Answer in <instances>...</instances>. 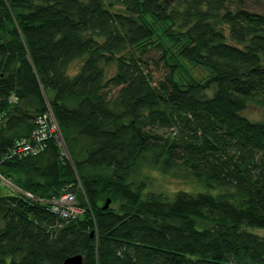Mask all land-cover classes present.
Instances as JSON below:
<instances>
[{
  "label": "trees",
  "instance_id": "1",
  "mask_svg": "<svg viewBox=\"0 0 264 264\" xmlns=\"http://www.w3.org/2000/svg\"><path fill=\"white\" fill-rule=\"evenodd\" d=\"M231 1L0 0V171L85 208L0 186V264H264V13ZM48 111L68 156L10 155ZM145 167L197 187L151 191Z\"/></svg>",
  "mask_w": 264,
  "mask_h": 264
},
{
  "label": "built area",
  "instance_id": "2",
  "mask_svg": "<svg viewBox=\"0 0 264 264\" xmlns=\"http://www.w3.org/2000/svg\"><path fill=\"white\" fill-rule=\"evenodd\" d=\"M16 96H11V101H15ZM50 111L40 114L36 119V127L31 133L29 138H23L15 142L10 155L18 157L35 156L42 152L47 146V140L54 136L55 124L49 119L48 113ZM5 112L0 113V126L3 123ZM53 117V115H52ZM0 186L5 187L9 192L19 195L20 197L30 199L32 201L45 203V201L37 197L32 191L26 190L13 180L5 176L0 171ZM58 197V196H57ZM53 197L54 207L51 209L54 213L58 214L62 219L69 220L79 216L85 209L76 206V196L72 192H66L60 199Z\"/></svg>",
  "mask_w": 264,
  "mask_h": 264
},
{
  "label": "rangeland",
  "instance_id": "3",
  "mask_svg": "<svg viewBox=\"0 0 264 264\" xmlns=\"http://www.w3.org/2000/svg\"><path fill=\"white\" fill-rule=\"evenodd\" d=\"M238 1H240V0H233L228 5L231 8H236L238 5H240V6L243 5L244 7L248 8L250 10H255V11L264 13V0H242L243 1L242 3H239ZM158 56L159 55L152 50L147 57L148 59H151V72L153 73V75L156 78H159L162 75V72L164 71V69L161 68L160 66L154 65L155 61L158 59ZM192 71L199 78H205V76L207 74V71L204 68L199 67V66L192 67ZM52 115L53 114L50 111L48 113V117L55 124L54 137L57 139L59 144H61V146L63 147L62 150H63V153L65 154V156H68L67 148H66V145L64 144V140H63V137L61 135L59 126L57 124L55 117H52ZM23 157H25V156H23ZM145 168H146V170H148V174H149L148 184H150L149 189L151 191L159 192L162 190H174V189L183 188V187L186 189L197 187V185H195V183L193 182L192 178L187 175V171L184 170L182 167H180L177 172H172V173H162V172L158 171L157 169H154L151 167H145ZM1 188H2V191L4 193H7V189H5L4 187H1ZM66 192H72L76 196V198H75L76 206L82 207V205L79 202V199H78L76 192H74V190H72L71 187L66 188L65 191L61 195H59L58 197L56 196L57 197L56 199H60ZM52 199L53 198L48 199V200L43 199L45 201V203H42V204H48L50 206V208L52 209L54 207L53 201L51 202ZM82 208L85 209L84 207H82ZM79 214H80L79 216H81L82 214H84V212L82 214L81 213H79ZM77 217L72 218V219H76Z\"/></svg>",
  "mask_w": 264,
  "mask_h": 264
},
{
  "label": "water",
  "instance_id": "4",
  "mask_svg": "<svg viewBox=\"0 0 264 264\" xmlns=\"http://www.w3.org/2000/svg\"><path fill=\"white\" fill-rule=\"evenodd\" d=\"M110 202L111 199L107 198L104 209L109 207ZM63 264H83V256L81 254L69 256L64 260Z\"/></svg>",
  "mask_w": 264,
  "mask_h": 264
}]
</instances>
